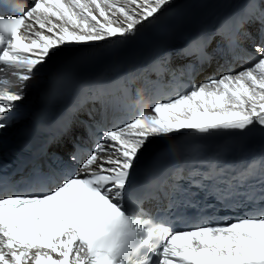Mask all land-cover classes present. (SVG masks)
<instances>
[{"label":"snow or ice","instance_id":"snow-or-ice-1","mask_svg":"<svg viewBox=\"0 0 264 264\" xmlns=\"http://www.w3.org/2000/svg\"><path fill=\"white\" fill-rule=\"evenodd\" d=\"M170 3L31 0L27 8L13 3L14 15L0 18V68H11L20 83L17 88L0 80V132L19 123L11 113L61 49L81 48L66 54L69 67L92 59L102 49L88 46L127 42ZM217 35L221 43L210 54ZM225 54L247 66L195 82V74ZM176 56L187 58L177 67L193 79L175 94L153 96L151 114L140 109L111 125L82 121L92 143L90 148L74 143L69 160L78 169L52 153L63 165L56 173L34 163L19 179L0 176V264H264V150L250 160L229 159L225 149L181 164L183 153L168 139L182 130L235 133L242 141L257 129L264 134V0H245L211 37H193ZM172 59L162 54L153 66L175 73ZM81 108L74 105L70 114ZM71 124L66 114L58 122L60 134ZM152 140L168 144L171 164L140 174L137 165ZM222 209L239 214L217 216Z\"/></svg>","mask_w":264,"mask_h":264},{"label":"bare ground","instance_id":"bare-ground-1","mask_svg":"<svg viewBox=\"0 0 264 264\" xmlns=\"http://www.w3.org/2000/svg\"><path fill=\"white\" fill-rule=\"evenodd\" d=\"M194 0H171V3L164 9L161 16L164 14L167 15L170 11L174 9L175 6H177L180 3L186 2L187 4L192 5L195 7L198 2L193 3ZM203 2H209L208 8L197 13L196 16L200 15L198 17L199 20H205L207 21V24L210 27H214L222 13H224L228 8H234L237 7L241 0H200ZM99 45V44H96ZM102 45V44H100ZM78 49H81L79 46H72L70 48L61 49L60 53H58L56 56H53L51 59L47 61L41 68L36 76V78L31 81V86L27 92V95L25 99L21 102H18V106L16 109H19L20 107H24L31 99L34 94V89L39 85L41 78L44 76V73L53 67L57 62H59L61 59L67 57V53L76 52ZM16 87H19V83H15ZM25 104V105H23ZM183 131V130H182ZM170 134L169 136H171ZM159 144V140H152L150 144L147 146L146 150L155 147Z\"/></svg>","mask_w":264,"mask_h":264}]
</instances>
